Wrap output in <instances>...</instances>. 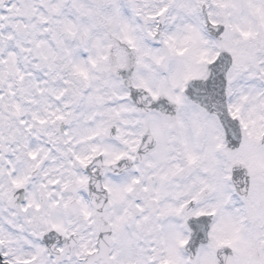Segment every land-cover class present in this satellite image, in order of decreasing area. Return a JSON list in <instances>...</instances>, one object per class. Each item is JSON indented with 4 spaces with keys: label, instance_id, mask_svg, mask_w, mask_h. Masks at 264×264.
Instances as JSON below:
<instances>
[{
    "label": "snow or ice",
    "instance_id": "obj_1",
    "mask_svg": "<svg viewBox=\"0 0 264 264\" xmlns=\"http://www.w3.org/2000/svg\"><path fill=\"white\" fill-rule=\"evenodd\" d=\"M0 264H264V0H0Z\"/></svg>",
    "mask_w": 264,
    "mask_h": 264
}]
</instances>
